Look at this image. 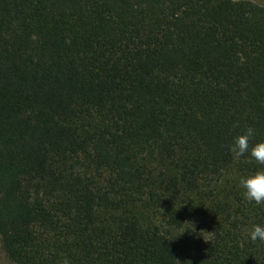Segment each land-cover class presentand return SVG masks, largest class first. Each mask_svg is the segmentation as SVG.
I'll return each mask as SVG.
<instances>
[{
	"label": "trees",
	"instance_id": "16d2710c",
	"mask_svg": "<svg viewBox=\"0 0 264 264\" xmlns=\"http://www.w3.org/2000/svg\"><path fill=\"white\" fill-rule=\"evenodd\" d=\"M259 143L264 0H0L14 264H264Z\"/></svg>",
	"mask_w": 264,
	"mask_h": 264
},
{
	"label": "clouds",
	"instance_id": "9594fccd",
	"mask_svg": "<svg viewBox=\"0 0 264 264\" xmlns=\"http://www.w3.org/2000/svg\"><path fill=\"white\" fill-rule=\"evenodd\" d=\"M254 135V129L248 128L243 135L234 138L231 152L239 159L249 153V140ZM251 160L264 165V143L255 145L250 152ZM239 186L243 189V198L256 205L264 204V170L255 172L246 177H241ZM249 238L253 242L264 243V225H254L249 231Z\"/></svg>",
	"mask_w": 264,
	"mask_h": 264
},
{
	"label": "rangeland",
	"instance_id": "374dc122",
	"mask_svg": "<svg viewBox=\"0 0 264 264\" xmlns=\"http://www.w3.org/2000/svg\"><path fill=\"white\" fill-rule=\"evenodd\" d=\"M0 264H14L5 253L0 237Z\"/></svg>",
	"mask_w": 264,
	"mask_h": 264
}]
</instances>
